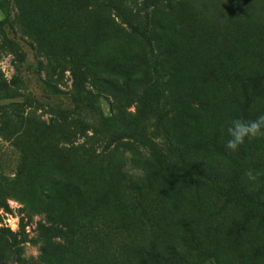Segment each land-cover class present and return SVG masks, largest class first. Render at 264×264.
Listing matches in <instances>:
<instances>
[{
  "label": "rangeland",
  "instance_id": "374dc122",
  "mask_svg": "<svg viewBox=\"0 0 264 264\" xmlns=\"http://www.w3.org/2000/svg\"><path fill=\"white\" fill-rule=\"evenodd\" d=\"M218 1L0 0V264H264V224L176 176L135 194L148 153L109 138L148 90L187 152L228 170L239 156L242 192L264 202V137L224 146L242 102L231 67L264 65V29L209 22ZM117 7L147 27L158 64ZM71 72L97 94L94 114H67Z\"/></svg>",
  "mask_w": 264,
  "mask_h": 264
},
{
  "label": "trees",
  "instance_id": "16d2710c",
  "mask_svg": "<svg viewBox=\"0 0 264 264\" xmlns=\"http://www.w3.org/2000/svg\"><path fill=\"white\" fill-rule=\"evenodd\" d=\"M190 6L194 11L196 10L195 3ZM218 8L219 12H213L212 7L208 5L206 9L201 10V13L209 22L218 25L230 22L238 26L245 25L252 32L256 28L255 31L264 29V0H219ZM117 10L120 11L119 7ZM230 11L234 20L227 17ZM120 14L132 32L140 36L147 44L155 63L158 64L157 56L147 35V27L141 30L126 18L124 12L120 11ZM145 14L149 17L148 10ZM5 25L8 29H12L9 19L0 21V28ZM240 64L238 62L237 66L234 64L231 67L234 71L237 90L242 97V102L238 105V118L251 120L264 114V65L262 63V66L255 65L252 70L243 72L240 71ZM13 66L15 72L21 71L16 63L13 62ZM71 76L70 108L67 114L78 118L94 114L100 107L97 94L87 88L80 73L71 72ZM223 77L228 78L229 74L224 73ZM15 80L17 79L14 77L13 81ZM65 112L66 109L61 110L62 114ZM165 121L166 117L160 111L158 100L152 97L150 91L144 90L137 97L135 112L121 117L124 130L110 134V142L113 144L132 139L146 150L151 161L148 167L138 171V181L130 186V190L139 196L146 195L145 193L151 191L152 182L162 177L176 176L187 188H193L209 197L221 199L242 211L241 223L243 225L253 221L264 224V202L245 195L241 190L242 177L239 162L242 159H239V156H237L238 159L234 158V166L231 170L205 164L201 155H193L182 147L174 135L168 131ZM245 144L240 147L242 151H244ZM39 229L42 237L48 235L45 225H40ZM150 249L155 257L156 253L153 252L152 245ZM159 258L164 264L168 263L163 260L164 257L159 255Z\"/></svg>",
  "mask_w": 264,
  "mask_h": 264
},
{
  "label": "clouds",
  "instance_id": "9594fccd",
  "mask_svg": "<svg viewBox=\"0 0 264 264\" xmlns=\"http://www.w3.org/2000/svg\"><path fill=\"white\" fill-rule=\"evenodd\" d=\"M227 140L225 148L229 152L236 153L246 141H251L259 137H264V114L255 119L235 118L225 128ZM260 173L249 169L245 177L249 182H255Z\"/></svg>",
  "mask_w": 264,
  "mask_h": 264
},
{
  "label": "built area",
  "instance_id": "2783aa9c",
  "mask_svg": "<svg viewBox=\"0 0 264 264\" xmlns=\"http://www.w3.org/2000/svg\"><path fill=\"white\" fill-rule=\"evenodd\" d=\"M9 222V221H8ZM10 226V225H9Z\"/></svg>",
  "mask_w": 264,
  "mask_h": 264
}]
</instances>
